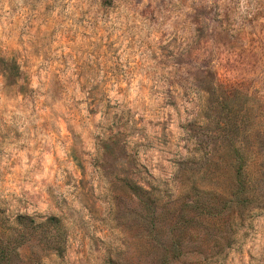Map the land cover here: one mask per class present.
<instances>
[{
	"label": "rangeland",
	"instance_id": "rangeland-1",
	"mask_svg": "<svg viewBox=\"0 0 264 264\" xmlns=\"http://www.w3.org/2000/svg\"><path fill=\"white\" fill-rule=\"evenodd\" d=\"M0 264H264V0H0Z\"/></svg>",
	"mask_w": 264,
	"mask_h": 264
},
{
	"label": "trees",
	"instance_id": "trees-1",
	"mask_svg": "<svg viewBox=\"0 0 264 264\" xmlns=\"http://www.w3.org/2000/svg\"><path fill=\"white\" fill-rule=\"evenodd\" d=\"M233 152L235 153V155L232 156L233 158L229 160V162H230V166L234 168V171H235L233 175V178H235V181L234 183H232V185H230L231 186L230 190L226 191L225 194L229 197V201L231 202L234 201L235 199H236V202H239V201L243 202L246 199H248L246 195L249 194L247 192V184H246L247 181L246 179H243L244 168L246 167L248 162L245 159V156L243 155V153H241L239 149H235ZM132 186H133L132 192L135 196H141L140 192H142L145 195L149 194L148 190L142 186H139L137 184H133ZM52 221L57 222V219L55 217H52L49 223L50 222L52 223Z\"/></svg>",
	"mask_w": 264,
	"mask_h": 264
}]
</instances>
